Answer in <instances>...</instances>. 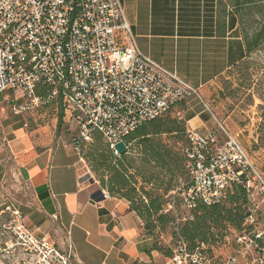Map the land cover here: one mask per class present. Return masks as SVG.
I'll list each match as a JSON object with an SVG mask.
<instances>
[{"label": "built area", "instance_id": "built-area-1", "mask_svg": "<svg viewBox=\"0 0 264 264\" xmlns=\"http://www.w3.org/2000/svg\"><path fill=\"white\" fill-rule=\"evenodd\" d=\"M3 93L14 95V114L60 108L63 119L78 130L72 139L80 165L81 146L94 133L114 151L139 126L188 100H199L212 116L198 90L140 53L120 0H0ZM174 116L182 119L179 111ZM217 126L206 133L186 130L188 183L180 182L175 193L187 221L197 204L219 205L233 186H240L249 207L233 239L237 253L213 259L204 246L190 252L180 239L163 264H264V229L259 226L264 175L236 139ZM165 206L164 213L173 207ZM1 214L7 217L0 221V264H78L69 232L60 249L37 237L18 210L6 208ZM248 253L249 262L241 263Z\"/></svg>", "mask_w": 264, "mask_h": 264}, {"label": "crops", "instance_id": "crops-1", "mask_svg": "<svg viewBox=\"0 0 264 264\" xmlns=\"http://www.w3.org/2000/svg\"><path fill=\"white\" fill-rule=\"evenodd\" d=\"M120 3L140 53L199 92L245 56L238 17L228 0ZM13 98L0 94V221L9 215L1 214L6 208L18 210L37 237L60 249L69 232L78 264L165 263L170 257L153 248L155 240L146 236L128 203L103 197L98 184L85 176L73 139L60 130V114L64 125L71 123L60 108L14 114ZM192 101L177 107L187 130L210 131L213 124L204 110L188 108ZM237 250L233 238H226L210 256L226 259ZM251 256L239 261L248 263Z\"/></svg>", "mask_w": 264, "mask_h": 264}, {"label": "trees", "instance_id": "trees-1", "mask_svg": "<svg viewBox=\"0 0 264 264\" xmlns=\"http://www.w3.org/2000/svg\"><path fill=\"white\" fill-rule=\"evenodd\" d=\"M230 3L236 11L245 45V56L232 68L235 69L258 47L264 46V11L257 7L249 9H254L257 15L263 13L262 25L249 39L243 27L242 4L237 0ZM262 92L263 94L258 97L264 103V89ZM260 108L264 109V106ZM165 116L144 123L131 132L125 139L127 151L124 154L117 155L107 142L102 143V137L97 133L92 134L90 143L81 146V154L82 150L88 147V151L82 154V157L98 182L99 189L109 197L125 200L129 205V211L134 212L141 220L146 236L155 240L153 248L165 257H171V248L159 244L155 230L172 223L169 216L162 214V207L166 202L164 201L166 196L174 190L172 183L175 177L181 176L183 170L185 172V156L183 153L179 155L163 143L161 136H169L172 139L186 136V126L184 121L177 122L176 119ZM61 118L60 114L59 122ZM263 133L264 128L261 130L259 142L253 145L254 149L264 151ZM185 142L188 146L186 139ZM132 149H136L135 155L131 152ZM166 176L168 180L164 182L161 178ZM184 183H188L186 172ZM229 193L222 204L210 207L197 204L191 213L192 220H187L181 225L179 234L188 251L192 252L204 246L206 254L210 255L212 248L225 241L222 232L227 229L236 232L241 230L247 216L245 193L237 185L233 186Z\"/></svg>", "mask_w": 264, "mask_h": 264}, {"label": "rangeland", "instance_id": "rangeland-1", "mask_svg": "<svg viewBox=\"0 0 264 264\" xmlns=\"http://www.w3.org/2000/svg\"><path fill=\"white\" fill-rule=\"evenodd\" d=\"M228 1L231 2L236 0ZM237 1L242 4L241 13L243 27L246 30L248 38L250 39L253 36V33L256 32L262 25L263 13L257 15L254 9H249L252 7H257V9L264 11V0ZM263 49L264 46L258 47L255 51L247 56L243 63L220 77L204 92H199V95L212 113L211 116L207 112H204L206 115H208L213 124L212 130H217V123H219L233 138L236 139V141L247 153L254 166L264 175V151L254 149L253 146L259 142L261 130L264 128V109L260 108L261 106H264V103L258 97L259 95L263 94L262 90L264 89ZM189 107L199 108L201 111L204 110L202 104L197 99H193L188 108ZM176 110L177 107L165 117H170L172 119H176L177 122L183 123V119L179 120L176 118V116H174L178 111ZM60 123V130L62 132L71 138L78 136V130L75 124L70 123L69 125H64L62 122ZM219 137L222 138L220 134ZM185 139L187 140L186 136L184 135L180 136L178 139H172L165 135L161 136L163 143L172 148L179 155L182 153L184 154L185 148L188 147L186 146ZM101 140L102 143L105 142L103 138ZM87 151L88 147H85L82 150V154H86ZM131 152L134 155L137 153L136 149H132ZM80 167L83 172H86L85 176L95 181V178L91 174L85 160L84 164L80 165ZM185 172L183 170L181 176L177 175L175 177L172 183L174 185V190L171 192V194H169L170 196H166L164 200L166 201L164 205L167 203L173 205L172 209L166 213H164L162 210V214L169 216L172 219V223L166 224L164 227H159L155 230V237L159 244L162 246H171L172 249L176 248L178 241L182 239L179 234V228L186 221L183 220L185 213L180 207L179 199L175 193V189L177 188L178 184L180 182L184 183ZM161 179L165 182L168 180V177L166 176ZM95 182L98 184L97 181ZM248 207L249 204L246 201L245 209L247 210ZM259 226L264 229V206L261 208ZM222 233L225 236V239H234L235 234H237L236 231L231 229H227ZM208 256L211 257L210 255Z\"/></svg>", "mask_w": 264, "mask_h": 264}, {"label": "water", "instance_id": "water-1", "mask_svg": "<svg viewBox=\"0 0 264 264\" xmlns=\"http://www.w3.org/2000/svg\"><path fill=\"white\" fill-rule=\"evenodd\" d=\"M114 151H115V153H116L117 155H121V154L126 153V151H127V147H126V145H125L124 142H120V143H118V144H116V145L114 146ZM93 182H94V181L91 180V183H93ZM99 193L101 194L102 191L100 190ZM99 201H100V200H99ZM94 202H97V201H94Z\"/></svg>", "mask_w": 264, "mask_h": 264}]
</instances>
